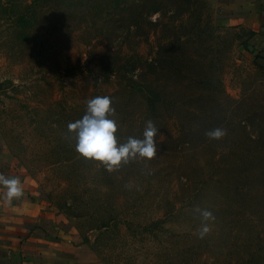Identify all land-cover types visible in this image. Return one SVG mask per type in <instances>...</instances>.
Returning a JSON list of instances; mask_svg holds the SVG:
<instances>
[{
	"label": "rangeland",
	"instance_id": "obj_1",
	"mask_svg": "<svg viewBox=\"0 0 264 264\" xmlns=\"http://www.w3.org/2000/svg\"><path fill=\"white\" fill-rule=\"evenodd\" d=\"M228 1L0 0V162L98 264H264V51ZM97 96L118 143L154 123L153 159L77 153L68 125Z\"/></svg>",
	"mask_w": 264,
	"mask_h": 264
},
{
	"label": "crops",
	"instance_id": "obj_2",
	"mask_svg": "<svg viewBox=\"0 0 264 264\" xmlns=\"http://www.w3.org/2000/svg\"><path fill=\"white\" fill-rule=\"evenodd\" d=\"M223 14L228 26L247 28L252 46L264 51V0H229ZM0 174L19 178L23 189L21 198L8 202L0 186V264H98L72 243L65 220L27 172L0 162Z\"/></svg>",
	"mask_w": 264,
	"mask_h": 264
},
{
	"label": "clouds",
	"instance_id": "obj_3",
	"mask_svg": "<svg viewBox=\"0 0 264 264\" xmlns=\"http://www.w3.org/2000/svg\"><path fill=\"white\" fill-rule=\"evenodd\" d=\"M114 112L111 98L108 96H97L87 102L86 114L68 125V130L75 134L77 153L85 159L103 164L109 172L119 168L121 163L127 164L136 159H153L157 155L155 137L158 133L154 123L147 121L142 139L129 137L127 142L118 143L116 122L109 118ZM206 135L209 139L219 140L226 132L217 128ZM0 186L5 190L8 202L23 196L19 178H8L0 174ZM199 211L203 222L214 219L210 211ZM209 231L207 223H203L200 238Z\"/></svg>",
	"mask_w": 264,
	"mask_h": 264
},
{
	"label": "trees",
	"instance_id": "obj_4",
	"mask_svg": "<svg viewBox=\"0 0 264 264\" xmlns=\"http://www.w3.org/2000/svg\"><path fill=\"white\" fill-rule=\"evenodd\" d=\"M118 3V1H117ZM22 20V21H20ZM20 20L18 22H20V24L25 25V27L28 25L29 22H27L28 20L25 17H21Z\"/></svg>",
	"mask_w": 264,
	"mask_h": 264
}]
</instances>
